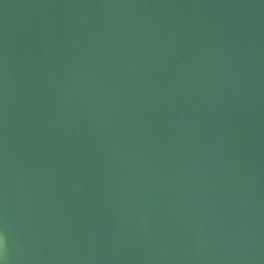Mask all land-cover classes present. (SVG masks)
Wrapping results in <instances>:
<instances>
[{
	"label": "water",
	"instance_id": "obj_1",
	"mask_svg": "<svg viewBox=\"0 0 264 264\" xmlns=\"http://www.w3.org/2000/svg\"><path fill=\"white\" fill-rule=\"evenodd\" d=\"M0 264H264V0H0Z\"/></svg>",
	"mask_w": 264,
	"mask_h": 264
}]
</instances>
